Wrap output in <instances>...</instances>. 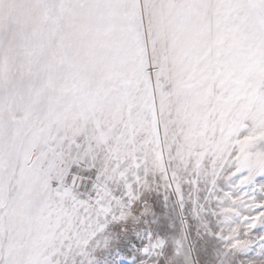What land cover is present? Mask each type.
<instances>
[{"label":"snow or ice","instance_id":"snow-or-ice-1","mask_svg":"<svg viewBox=\"0 0 264 264\" xmlns=\"http://www.w3.org/2000/svg\"><path fill=\"white\" fill-rule=\"evenodd\" d=\"M264 264V0H0V264Z\"/></svg>","mask_w":264,"mask_h":264},{"label":"rangeland","instance_id":"rangeland-1","mask_svg":"<svg viewBox=\"0 0 264 264\" xmlns=\"http://www.w3.org/2000/svg\"><path fill=\"white\" fill-rule=\"evenodd\" d=\"M125 264H126V262H125Z\"/></svg>","mask_w":264,"mask_h":264}]
</instances>
